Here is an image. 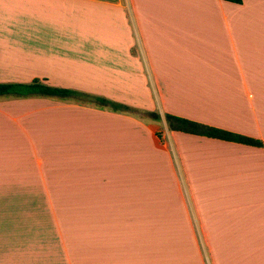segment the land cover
Instances as JSON below:
<instances>
[{
	"label": "crops",
	"instance_id": "obj_1",
	"mask_svg": "<svg viewBox=\"0 0 264 264\" xmlns=\"http://www.w3.org/2000/svg\"><path fill=\"white\" fill-rule=\"evenodd\" d=\"M35 79L161 120L0 97V264H264V147L165 117L264 141V0H0V83Z\"/></svg>",
	"mask_w": 264,
	"mask_h": 264
},
{
	"label": "trees",
	"instance_id": "obj_2",
	"mask_svg": "<svg viewBox=\"0 0 264 264\" xmlns=\"http://www.w3.org/2000/svg\"><path fill=\"white\" fill-rule=\"evenodd\" d=\"M240 2L241 0H232ZM51 97L62 100H74L83 104H92L100 108H109L117 112H125L144 120L159 121L161 114L157 110H146L132 107L127 104L118 103L104 96L95 95L72 88L57 87L49 85L40 79H35L27 83H0V97ZM170 130L182 131L191 134L204 135L219 138L227 141H234L248 145L264 147V141L232 132L223 128L210 126L185 117H180L170 113L165 114Z\"/></svg>",
	"mask_w": 264,
	"mask_h": 264
},
{
	"label": "rangeland",
	"instance_id": "obj_3",
	"mask_svg": "<svg viewBox=\"0 0 264 264\" xmlns=\"http://www.w3.org/2000/svg\"><path fill=\"white\" fill-rule=\"evenodd\" d=\"M176 162V161H175ZM177 164V163H176ZM201 243H202V241H201ZM203 247H204V245H203ZM207 248V247H206ZM206 248L204 247V251L206 250Z\"/></svg>",
	"mask_w": 264,
	"mask_h": 264
}]
</instances>
